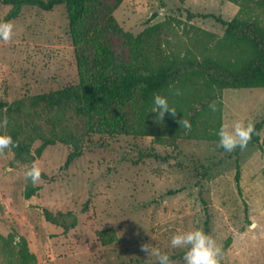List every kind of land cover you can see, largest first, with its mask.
<instances>
[{
    "label": "rangeland",
    "instance_id": "rangeland-1",
    "mask_svg": "<svg viewBox=\"0 0 264 264\" xmlns=\"http://www.w3.org/2000/svg\"><path fill=\"white\" fill-rule=\"evenodd\" d=\"M1 1L5 22L14 8ZM238 10L228 0H103L71 25L65 5L24 6L8 21L12 39L0 41V102L75 85L81 66H140L152 46L145 30L158 23L165 26L158 43L167 49L182 51L198 29L221 38ZM256 14L264 21V7ZM221 100L222 125L261 124L257 143L228 152L218 141L98 132L87 134L69 167L71 147L62 144L33 159L36 141L25 161L11 148L0 153V236L25 238L36 264H158L144 245L185 264L184 250L169 240L199 228L221 248L219 264H264V88L225 89ZM33 164L48 178L26 179ZM29 186L39 190L26 199ZM43 208L57 224L46 221ZM75 218L77 226L64 231ZM3 248L0 240V264H9Z\"/></svg>",
    "mask_w": 264,
    "mask_h": 264
},
{
    "label": "trees",
    "instance_id": "trees-1",
    "mask_svg": "<svg viewBox=\"0 0 264 264\" xmlns=\"http://www.w3.org/2000/svg\"><path fill=\"white\" fill-rule=\"evenodd\" d=\"M102 1L1 2L14 8L5 22L16 18L24 6L51 11L65 5L70 23L74 25L86 16L90 7ZM228 1L238 5L239 10L226 23L221 38L198 29L190 39V45L181 46L182 51L169 48V43L167 49L157 40L165 30V26L158 23L145 30L146 39L152 46L142 65H120L117 68L81 66L80 80L75 85L11 103L0 102V121L7 119V124L0 126V134L11 135L16 141L17 146L11 148L15 158L25 161L36 141L41 144L33 159L41 157L47 147L62 144L71 147L64 165L69 167L82 155L87 134L98 132H134L143 136L218 141L216 133L222 125V91L264 88V21L256 14L257 9L264 7V0ZM116 2L120 4L122 0ZM251 2L254 7H250ZM156 94L168 98L177 112L175 116L166 113L159 119L157 113L152 112ZM213 103L215 111L209 107ZM183 118L189 121L190 127L185 128L179 123ZM78 121L85 124L84 132L73 126ZM260 128L261 124L255 127L256 133L247 145L259 141ZM41 178L47 179L48 176L41 172ZM235 178L241 193L239 166ZM38 190L39 187H27L25 198L30 199ZM42 210L47 222L57 224V215L49 209ZM76 226V218L70 224L62 225L64 231ZM99 234L101 238L102 232ZM0 240L9 264H36V256L30 252L25 238L12 234L8 238L0 236ZM112 241L104 239L103 243Z\"/></svg>",
    "mask_w": 264,
    "mask_h": 264
},
{
    "label": "clouds",
    "instance_id": "clouds-1",
    "mask_svg": "<svg viewBox=\"0 0 264 264\" xmlns=\"http://www.w3.org/2000/svg\"><path fill=\"white\" fill-rule=\"evenodd\" d=\"M13 24L11 22H0V41L8 42L13 37ZM179 95V90H176ZM209 107L215 111V104ZM152 112L157 113L159 119H162L166 113L172 116L176 115V110L169 104L168 98L156 94L153 96ZM185 128L190 127V123L186 119L179 121ZM7 119L0 121V126L6 125ZM256 133L255 126L252 122L245 123L243 120H237L229 130L228 125H221L217 131L218 143L225 151L232 152L237 147L243 149ZM17 146L11 135L0 134V153ZM25 178L30 180L32 184L41 180V168L33 164L24 173ZM169 243L172 248H181L184 250L183 260L185 264H219V258L222 250L217 246L212 236L202 229L196 228L188 231H177L171 235ZM143 250L148 253V257L155 256L158 264H173L172 259L166 252H161L159 248L150 245H144Z\"/></svg>",
    "mask_w": 264,
    "mask_h": 264
}]
</instances>
